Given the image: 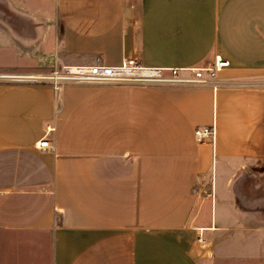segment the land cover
Returning a JSON list of instances; mask_svg holds the SVG:
<instances>
[{
    "label": "crops",
    "instance_id": "obj_1",
    "mask_svg": "<svg viewBox=\"0 0 264 264\" xmlns=\"http://www.w3.org/2000/svg\"><path fill=\"white\" fill-rule=\"evenodd\" d=\"M4 2L32 48L0 64V264H264L263 208L201 188L264 163V0ZM216 56L210 84L10 78L127 57L189 76Z\"/></svg>",
    "mask_w": 264,
    "mask_h": 264
},
{
    "label": "built area",
    "instance_id": "obj_2",
    "mask_svg": "<svg viewBox=\"0 0 264 264\" xmlns=\"http://www.w3.org/2000/svg\"><path fill=\"white\" fill-rule=\"evenodd\" d=\"M230 62L221 56H216L214 62L203 67L190 68L191 75L182 76L180 69L173 68L168 71L163 68L146 67L135 57L124 58L118 65L95 64L68 65L57 60L49 73L12 75L10 78L27 83L47 82L55 92H60L69 83H118L131 82L142 84H210L213 83L220 71L228 67ZM216 130L214 126H206L195 129V137L199 141L214 138ZM40 148H51L47 137L39 143ZM197 242L205 246L207 239L199 233Z\"/></svg>",
    "mask_w": 264,
    "mask_h": 264
},
{
    "label": "rangeland",
    "instance_id": "obj_3",
    "mask_svg": "<svg viewBox=\"0 0 264 264\" xmlns=\"http://www.w3.org/2000/svg\"><path fill=\"white\" fill-rule=\"evenodd\" d=\"M4 3V0H0V64L9 67L19 63L27 49L32 47L27 44L26 35L23 37L26 23L4 21L8 17H16L15 13L6 9ZM229 174V177H221L217 183L204 182L201 187L204 194L215 193L220 205L259 206L264 210V163L249 165Z\"/></svg>",
    "mask_w": 264,
    "mask_h": 264
}]
</instances>
